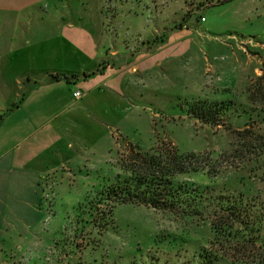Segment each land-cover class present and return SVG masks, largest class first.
<instances>
[{
    "label": "rangeland",
    "instance_id": "374dc122",
    "mask_svg": "<svg viewBox=\"0 0 264 264\" xmlns=\"http://www.w3.org/2000/svg\"><path fill=\"white\" fill-rule=\"evenodd\" d=\"M29 1L14 13L19 26L2 33L0 66L20 84L13 80L0 114L38 72H89L98 85L64 88L74 107L48 124L62 118V142L81 154L44 180L60 235L38 252L41 262L264 264V0ZM199 101L219 106L218 125L189 114ZM176 149L196 155L194 170L171 178L201 194L198 214L98 203L101 189L141 165L134 153L163 159Z\"/></svg>",
    "mask_w": 264,
    "mask_h": 264
},
{
    "label": "crops",
    "instance_id": "0c3cea01",
    "mask_svg": "<svg viewBox=\"0 0 264 264\" xmlns=\"http://www.w3.org/2000/svg\"><path fill=\"white\" fill-rule=\"evenodd\" d=\"M32 5L35 3L29 0H0V59L6 54L3 48L7 49L2 44V33L8 31L6 28L19 26L21 21L16 20L14 13ZM188 45L184 46L186 50ZM13 70L16 71L0 66V100L9 99L5 93L13 80L20 84L18 78H11V74L16 73ZM86 74L83 78L68 80L61 77L55 68L51 73L38 72L37 76L42 77L27 79L22 100L13 102L14 105L4 115L0 114L3 115L0 123V264H17L20 256H24L25 264H43L38 252L50 245L57 234L60 235V225L55 226L57 223L51 222L56 218L57 210L51 213L44 207V180L64 167L76 166L81 151L76 153L72 142L67 145L62 142V118L52 126L48 124L66 109L74 107V101L66 102L64 88H72L74 83L79 86L87 84L90 90L98 87L97 84L91 86L88 81L90 73ZM53 75H59L61 79H55ZM82 92L81 97L75 98L84 97L86 92ZM86 104L98 109L94 102ZM82 109L79 106L71 113V126L76 123ZM64 146L70 152H66Z\"/></svg>",
    "mask_w": 264,
    "mask_h": 264
},
{
    "label": "trees",
    "instance_id": "16d2710c",
    "mask_svg": "<svg viewBox=\"0 0 264 264\" xmlns=\"http://www.w3.org/2000/svg\"><path fill=\"white\" fill-rule=\"evenodd\" d=\"M53 77L61 79L59 75H53ZM216 107L213 103L195 102L189 108V114L203 124L218 125L216 117L219 110ZM2 119L3 115H0V123ZM140 154V152L134 153L133 161L140 157L143 159L141 165L128 168L131 171L130 177L117 180L115 185L101 189L98 192V203L112 201L113 203L143 204L177 215L198 214L196 198L201 194L187 184L174 183L171 178L173 174L194 170V165L198 163L195 160L196 155L179 153L177 149L163 154L165 155L163 159L161 155L157 158L153 156L148 158L145 154L143 156Z\"/></svg>",
    "mask_w": 264,
    "mask_h": 264
},
{
    "label": "built area",
    "instance_id": "2783aa9c",
    "mask_svg": "<svg viewBox=\"0 0 264 264\" xmlns=\"http://www.w3.org/2000/svg\"><path fill=\"white\" fill-rule=\"evenodd\" d=\"M202 20H204V18L202 17ZM83 95V92L81 90H76L73 92V96L76 98H79Z\"/></svg>",
    "mask_w": 264,
    "mask_h": 264
}]
</instances>
